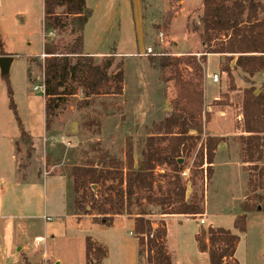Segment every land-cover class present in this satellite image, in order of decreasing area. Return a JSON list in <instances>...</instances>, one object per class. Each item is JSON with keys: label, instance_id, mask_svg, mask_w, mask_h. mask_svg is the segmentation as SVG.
I'll list each match as a JSON object with an SVG mask.
<instances>
[{"label": "rangeland", "instance_id": "1", "mask_svg": "<svg viewBox=\"0 0 264 264\" xmlns=\"http://www.w3.org/2000/svg\"><path fill=\"white\" fill-rule=\"evenodd\" d=\"M85 1L91 16L82 32L83 49L113 55L109 74L118 66L123 69V91L84 99L78 90L66 97L46 132L43 45L54 42L62 50L77 33L45 32L43 0H0V56L14 58L8 76L0 74V264H97L95 253L87 257L88 242L95 250L104 249L106 256L99 264H151L146 237L141 249L133 234L134 215L117 214L115 203L120 195L126 199L123 178L127 149L131 148L137 166L145 142L155 137L152 126L175 103L181 108L190 106V111L202 108L198 119L203 134L196 149L189 155L184 151L178 160L185 166L181 174L186 182L185 198L204 194V214L192 219L161 215L149 207L151 213L145 218L152 234L158 227H166L165 252L172 264H209L207 255L198 250L196 234L209 227L236 232L234 219L249 195L250 165L243 163L239 136L231 134L235 133L236 116L242 115L243 92L238 94L232 88H254L257 94L263 84L256 88L257 74L248 77L237 69L228 77L220 71L226 61L220 57L219 101L206 103L203 89L207 70H216L217 58L212 56L208 63L207 59L199 62L204 75L200 103L197 97L186 100L180 92L191 77L183 64L177 80H167L173 72L163 73L151 66L148 48L155 54L195 56L199 61L203 50L192 28L202 16L203 0ZM257 1L264 6V0ZM259 16L263 18L264 11ZM115 53L124 55L116 57ZM106 58L94 59L98 63ZM8 90L15 110L10 107ZM189 100L192 104L187 105ZM220 111L224 117L218 115ZM223 134L225 141L216 148L213 174L207 177L208 165L194 167L197 150L206 136L220 138ZM189 136L194 138L196 133L191 131ZM105 159L116 161L120 169L108 167ZM92 177L98 182L92 183ZM90 190L99 202L93 209ZM260 204L262 207L247 218L237 259L230 260L231 264H264V199ZM99 207L105 214L99 213ZM103 220L112 225H102ZM38 237L44 241L36 245Z\"/></svg>", "mask_w": 264, "mask_h": 264}, {"label": "trees", "instance_id": "2", "mask_svg": "<svg viewBox=\"0 0 264 264\" xmlns=\"http://www.w3.org/2000/svg\"><path fill=\"white\" fill-rule=\"evenodd\" d=\"M43 10L45 32L64 33L70 30L77 33L72 43L62 50H59L54 42H46L43 45V54L46 55L43 61L45 131L49 132L52 119L57 110L65 104L66 97L74 95L78 90L83 93L84 99L102 94L120 95L123 91L124 72L118 66L115 73L109 74L114 61L113 55L97 63L94 57L84 54L82 32L91 16L85 0H43ZM259 10L264 11V6L257 0H203L202 16L192 28V31L198 34L203 50L199 61L195 56L172 58L169 55H156L149 57L151 66L163 73L167 70L173 72L167 80H177L179 65L183 64L190 71L191 77L188 78L186 86L184 84L180 87V92H183L186 100L197 97L200 103L204 75L199 62L205 63L208 54L228 55L224 58L225 64L221 66V70L227 73L228 77L232 71L229 65L235 56L234 69L240 70L248 77L255 76L264 71V17L259 16ZM199 30L201 32H198ZM254 92V88L243 91V135L238 138L243 163L250 165L247 184L249 195L240 204V214L234 219L236 233L209 227L196 234L198 250L207 254L209 264H231L239 235L246 232L248 215L255 212L264 199V86L257 95ZM188 96L190 97L187 98ZM8 97L11 101L10 107L14 109L9 90ZM190 104L192 101L189 100L187 105ZM189 108L190 106L181 108L175 103L173 109L152 126L155 137L145 142L137 166H134L131 148L127 149L123 178L126 199L119 196L115 203L116 213L134 215L133 234L138 238L141 249L145 245L143 236L146 237L149 248L148 263L151 264L172 262L165 252L166 227L162 225L152 234L151 224L145 218L151 213L149 207L158 209L161 215L185 216L192 219L204 214V194L199 198L194 196L186 200V182L181 176L185 166L177 162L183 157L184 151L189 155L196 149V141L200 140L203 134V126L198 119L202 108L193 111ZM191 131L196 133L194 138L189 136ZM224 141L225 138L222 137L206 136L197 150L198 163L194 167L202 169L204 165H208L207 177L213 174L211 167L216 148ZM106 164L116 170L120 169L114 160H108ZM163 167L168 169V172L158 171L160 168L163 170ZM91 179L92 183L98 182L95 177ZM90 191V208L93 209L99 202L93 191ZM135 209L137 212L133 213ZM105 211L99 207L100 214H105ZM102 225L110 227L112 224L103 220ZM150 235L153 238L149 239ZM93 253L97 264L106 256L103 248L98 247L95 250L88 242L87 257Z\"/></svg>", "mask_w": 264, "mask_h": 264}, {"label": "crops", "instance_id": "3", "mask_svg": "<svg viewBox=\"0 0 264 264\" xmlns=\"http://www.w3.org/2000/svg\"><path fill=\"white\" fill-rule=\"evenodd\" d=\"M84 50V49H83ZM84 54L85 55H88V56H91V57H94V58H101V57H108L109 55L108 54H104V53H102V52H87V51H85L84 50ZM124 54H121V53H115V56L117 57V56H119V57H122ZM196 55H198V54H196ZM200 55H202V52H201V54ZM4 56H6V55H4ZM34 56V55H33ZM36 56V55H35ZM212 56H215L216 58H217V62H216V65H215V68H216V70L215 71H213V72H211L210 70H207V75H213V74H218L219 72V70H218V62H220V57H226V56H228V55H226V54H208V55H206V59H207V63H208V60H209V58L210 57H212ZM235 59H236V56L234 57V59H233V61L230 63V69L231 70H234V66H235ZM13 63V62H12ZM220 71L222 72V73H224L222 70H221V67H220ZM239 71V70H238ZM221 73V74H222ZM233 73H235V72H233ZM233 73H232V75H233ZM241 73V72H240ZM242 74V73H241ZM243 75V74H242ZM218 76H219V81H220V74H218ZM255 79L256 80H258V84H255V86H256V88H258L259 86H260V84H261V86H262V84H263V86H264V71H262V72H260V73H258L256 76H255ZM207 80V81H206ZM218 84H219V82L218 83H213L212 81H211V79L210 78H206L205 79V85H204V89H203V94H204V98H205V101H206V103L207 102H211V101H219V97H220V91H219V88H218ZM234 90H233V92H236V93H238V94H241L244 90H246V89H248V88H246L245 86H237V87H235V88H233ZM259 92L261 91V90H258ZM258 92V93H259ZM257 93V94H258ZM257 94H255V95H257ZM241 107H242V100H241ZM207 113H209V110L207 109ZM218 115H221L222 117H224L225 116V114L223 113V112H219L218 113ZM221 116H218V117H221ZM241 123H242V115L240 114V115H237L236 116V119H235V122H234V125L236 124V126L234 127V131H235V133H231V134H233L234 136H241V128H242V126H241ZM239 126V127H238ZM229 127V126H228ZM223 128V127H222ZM227 129V127H225L224 129H221L222 130V133L223 132H225V130ZM228 130H230V129H228ZM234 131H232V130H230V132H234ZM243 135V134H242ZM220 137H225V134H223V135H220ZM251 214V213H250ZM249 214V215H250ZM253 214V213H252ZM248 215V216H249ZM238 216V215H237ZM236 218V217H235ZM133 226V225H132ZM234 233H236V232H234ZM242 236H243V234L242 235H239V241H238V244H237V246H236V250H235V255H234V258L235 259H237V249H238V246H239V244H240V241H241V238H242ZM167 254L170 256V254L168 253V251H167ZM207 255V254H206ZM171 258V257H170Z\"/></svg>", "mask_w": 264, "mask_h": 264}, {"label": "built area", "instance_id": "4", "mask_svg": "<svg viewBox=\"0 0 264 264\" xmlns=\"http://www.w3.org/2000/svg\"><path fill=\"white\" fill-rule=\"evenodd\" d=\"M161 37H162V35H160V41L162 40ZM146 54H147L148 56L163 55V54H155V53L153 52V50H152V49H149V48L146 50ZM42 56H43V58L46 57V55H44V54H43ZM207 77L210 78L211 81H212L213 83H218V82H219V76H218V74L207 75ZM43 88H44V87H43ZM45 220H46V221H49L50 218H46ZM199 222H200V224H203V223H204L203 220H200ZM150 237H152V235H151ZM43 241H44V238H40V237L36 238V245H39V244L42 243Z\"/></svg>", "mask_w": 264, "mask_h": 264}, {"label": "water", "instance_id": "5", "mask_svg": "<svg viewBox=\"0 0 264 264\" xmlns=\"http://www.w3.org/2000/svg\"><path fill=\"white\" fill-rule=\"evenodd\" d=\"M13 59L12 56H0V74L2 76H8ZM178 163H181V160H178ZM93 189H95V186H93Z\"/></svg>", "mask_w": 264, "mask_h": 264}]
</instances>
